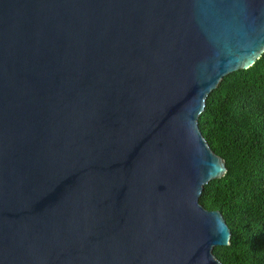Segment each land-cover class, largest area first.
<instances>
[{"label": "water", "instance_id": "obj_1", "mask_svg": "<svg viewBox=\"0 0 264 264\" xmlns=\"http://www.w3.org/2000/svg\"><path fill=\"white\" fill-rule=\"evenodd\" d=\"M264 54V0H0V264H221L198 119Z\"/></svg>", "mask_w": 264, "mask_h": 264}, {"label": "trees", "instance_id": "obj_2", "mask_svg": "<svg viewBox=\"0 0 264 264\" xmlns=\"http://www.w3.org/2000/svg\"><path fill=\"white\" fill-rule=\"evenodd\" d=\"M198 123L227 167L199 199L206 210L221 213L232 233L231 244L213 254L221 264H264V54L220 82Z\"/></svg>", "mask_w": 264, "mask_h": 264}]
</instances>
